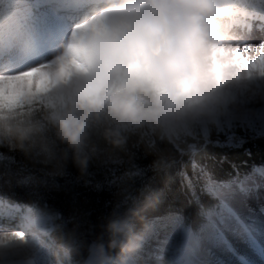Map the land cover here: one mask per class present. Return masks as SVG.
<instances>
[{
	"label": "clouds",
	"instance_id": "obj_1",
	"mask_svg": "<svg viewBox=\"0 0 264 264\" xmlns=\"http://www.w3.org/2000/svg\"><path fill=\"white\" fill-rule=\"evenodd\" d=\"M62 38L13 77L11 57L37 46L34 0H0V180L63 177L133 150L168 172L264 109V50L249 51L248 23L264 0H44ZM30 178V179H29ZM0 196H6L0 192ZM118 204L85 234L42 198L0 221V264H144L147 215L161 192Z\"/></svg>",
	"mask_w": 264,
	"mask_h": 264
},
{
	"label": "trees",
	"instance_id": "obj_2",
	"mask_svg": "<svg viewBox=\"0 0 264 264\" xmlns=\"http://www.w3.org/2000/svg\"><path fill=\"white\" fill-rule=\"evenodd\" d=\"M0 153L8 155L7 150ZM155 157L141 151L122 155L106 166L90 169L81 178L74 168L63 177H50L37 171L23 173L32 183L17 184L13 173L10 184L0 180V201L15 206L42 198L65 218H74L85 232L98 234L113 209L134 206L147 189L159 190L161 197L154 211L147 215L152 223L177 219L183 229L194 235L210 225L217 217L222 202L209 192L208 185L230 184L264 170V132H254L245 126L239 131L214 138L195 160L177 159L168 172L157 171ZM9 171L0 168V172Z\"/></svg>",
	"mask_w": 264,
	"mask_h": 264
},
{
	"label": "rangeland",
	"instance_id": "obj_3",
	"mask_svg": "<svg viewBox=\"0 0 264 264\" xmlns=\"http://www.w3.org/2000/svg\"><path fill=\"white\" fill-rule=\"evenodd\" d=\"M35 9V51L40 48L48 51L47 45L51 46L56 36L61 39L65 28L53 11L36 6ZM247 27L252 44L264 39V24L248 23ZM25 57L13 54L12 68L4 71H13ZM259 112V118L246 125L257 133L264 132V109ZM207 189L222 202L217 217L210 218V226L194 238L190 230L181 228L177 219L153 223L154 232L145 248L144 264H176L182 259L183 250L193 264H264V171L238 183H212ZM15 214L0 207V221H11ZM186 237L189 244L184 240Z\"/></svg>",
	"mask_w": 264,
	"mask_h": 264
},
{
	"label": "bare ground",
	"instance_id": "obj_4",
	"mask_svg": "<svg viewBox=\"0 0 264 264\" xmlns=\"http://www.w3.org/2000/svg\"><path fill=\"white\" fill-rule=\"evenodd\" d=\"M55 38H56L55 40H51V44H52L51 46L55 45V43L60 40V37L59 36H56ZM49 47H50V45H47V50H48ZM46 52H47L46 49L40 48L39 51H35L33 54L25 57L24 60H22L19 63V66L17 68H15L13 71H16V70H18L20 68L27 67L29 64L33 63L35 61V59H38L40 55L46 54ZM18 61H19V59H18ZM184 240L186 241V243L189 244V241L190 240L187 237Z\"/></svg>",
	"mask_w": 264,
	"mask_h": 264
},
{
	"label": "snow or ice",
	"instance_id": "obj_5",
	"mask_svg": "<svg viewBox=\"0 0 264 264\" xmlns=\"http://www.w3.org/2000/svg\"><path fill=\"white\" fill-rule=\"evenodd\" d=\"M246 47L249 49V51H256V52L262 51V50H264V39H262L258 44H253V45H249ZM3 75H4V73H0V76H3ZM15 75H16V73H14V72L8 73V77H13Z\"/></svg>",
	"mask_w": 264,
	"mask_h": 264
}]
</instances>
